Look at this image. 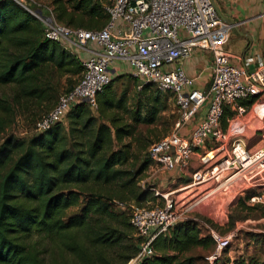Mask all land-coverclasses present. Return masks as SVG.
<instances>
[{"label": "trees", "instance_id": "trees-1", "mask_svg": "<svg viewBox=\"0 0 264 264\" xmlns=\"http://www.w3.org/2000/svg\"><path fill=\"white\" fill-rule=\"evenodd\" d=\"M49 2L55 18L65 25L99 29L108 21L105 7L110 0ZM81 72L78 54L45 38L41 22L31 12L13 0H0V87L8 85L12 93L9 97L0 94L1 131L15 105L23 107L31 99L38 103L50 98L53 73L80 77ZM116 79L110 78L97 95L95 110L85 102L71 106L64 116L66 126L60 120L27 137L3 135L0 264H126L140 250V238L134 236L129 215L119 206L141 205L149 194L155 198L154 184H138L152 161L146 153L147 160L136 170L132 168V144L126 139L134 138L138 124L154 123L166 105L157 89L159 92L147 95L144 103L129 109L112 92ZM151 85L146 83L141 88L145 91ZM256 98L251 96L239 104L249 109ZM232 115L233 111L225 107L223 129ZM262 119L264 123V111ZM245 193L237 198L234 211L261 207L260 203L246 205L254 191ZM229 218L228 228H232L235 219L233 215ZM200 227L196 219L176 222L152 240L154 253L134 264H193L197 257L185 252L214 244ZM43 235L56 244L50 260L44 256L47 245L38 241ZM117 246L123 251L115 253ZM237 262L264 264L254 259Z\"/></svg>", "mask_w": 264, "mask_h": 264}, {"label": "built area", "instance_id": "built-area-1", "mask_svg": "<svg viewBox=\"0 0 264 264\" xmlns=\"http://www.w3.org/2000/svg\"><path fill=\"white\" fill-rule=\"evenodd\" d=\"M13 1L41 22L45 38L77 53L82 65L73 87L36 121L37 131L62 120L75 103L85 102L95 110L97 95L110 82L107 68L113 60L120 59L132 67L131 76L138 88L151 83L171 93L179 113L174 130L147 149L153 166L183 171L195 152L213 144L199 154L200 166L184 186L166 193L152 188L155 200H148L146 205H130L129 221L140 238L141 248L129 264L153 254L151 242L156 236L189 218V213L216 195H231L234 199L250 189L254 194L249 202H264V144L247 148L235 140L230 148L226 147L229 137H239L247 129L239 117L248 109L239 101L256 96V102L264 96V62L258 55L243 58L242 64L230 62L222 44L232 24L222 18L217 0H110L105 7L108 21L99 29L65 25L55 18L51 5L37 0ZM195 48L211 53L209 87L187 91L192 79L180 63ZM225 107L233 115L223 129ZM197 118L191 128H186ZM220 152L223 155L216 158ZM196 220L207 227L205 221ZM206 229L215 248L210 259L217 260L231 234Z\"/></svg>", "mask_w": 264, "mask_h": 264}, {"label": "rangeland", "instance_id": "rangeland-1", "mask_svg": "<svg viewBox=\"0 0 264 264\" xmlns=\"http://www.w3.org/2000/svg\"><path fill=\"white\" fill-rule=\"evenodd\" d=\"M42 5H51L49 0H37ZM35 9V8H34ZM79 76H58L53 73L50 78L52 90L50 98L42 100L37 103V100L31 99L26 106L15 105L13 113L8 122L5 125L4 130H0V141L5 133H13L18 137H27L37 131L36 121L50 108L57 103L59 97L67 88L70 87L71 82H75ZM112 92L115 98H122L124 104L129 109H135L138 103H144L145 98L149 94H155L159 92L154 85L148 86V89L143 91L142 88L137 87L136 81L133 77L120 76L112 84ZM162 101L166 107L161 111L154 123L145 124L141 123L136 126V134L134 138H127L132 144V168L135 170L147 160V149L154 141L169 135L174 130V124L179 117L177 107L174 99L169 92H159ZM0 94L6 97L11 96V88L6 85L0 87ZM140 100V101H139ZM139 101V102H137ZM230 109V108H229ZM143 113L145 108L142 106ZM231 110V109H230ZM232 111V110H231ZM264 111V103L262 105L261 98L259 101L247 110V113L241 117V122L247 126V129L239 137H229L226 141V147L230 148L235 140H240L241 143L247 148H256L264 144V123L263 119H259V115H262ZM230 118V117H229ZM227 118V119H229ZM226 119V121H227ZM62 123L66 126V120L63 118ZM227 126V124H226ZM189 124L186 125V128ZM210 145L206 144L205 149H199L197 154H203ZM223 153H219L216 158H220ZM195 157V158H194ZM198 155L192 156L191 162L187 169L183 171H165L155 166L153 163H148L147 168L139 176L138 184L142 185L154 184L155 189L161 193H166L171 190L184 186V183H179L183 179L191 178L192 172L200 166V162H196ZM184 177V178H182ZM143 181V183H142ZM238 195L234 199L230 196L219 197L214 196V200H207L200 204L196 209L189 213L191 219H206L204 222L207 227L219 232L222 235L231 234V239L227 247L220 253L217 261L210 259V254L214 251V244L212 247H196L190 251L185 252V255H191L197 257L193 264H239L237 261H243L247 263L250 259L264 262V202H261V207L245 209H237L236 200L239 197H244L246 193ZM148 200L152 199V194H149L147 200L141 205H146ZM133 203V202H132ZM135 204V203H134ZM255 203H251L248 200L246 205L250 206ZM121 210L125 211L126 215L130 213V207L119 206ZM230 215L234 216L235 222L232 228H228V222ZM206 227V228H207ZM203 225L200 227L201 233H209ZM134 236H137L136 234ZM42 239L38 240L45 247L47 245L48 252L44 254L46 260L52 258V249H55V242L45 235L39 236ZM36 238V236H35ZM115 253H120L123 248L117 246L114 250ZM135 257V256H134ZM133 257V258H134ZM116 261H120L118 255L115 256ZM131 260V259H130ZM130 260L128 261L129 264Z\"/></svg>", "mask_w": 264, "mask_h": 264}, {"label": "crops", "instance_id": "crops-1", "mask_svg": "<svg viewBox=\"0 0 264 264\" xmlns=\"http://www.w3.org/2000/svg\"><path fill=\"white\" fill-rule=\"evenodd\" d=\"M217 5L222 18L232 24L222 44V48L230 55V62L242 64L243 58L254 55L260 56L264 62V0H217ZM211 60L209 51L195 48L189 57L181 61L185 74L192 79L191 85L186 88L187 91L209 87ZM131 71L130 64L120 59L113 60L107 68L110 78L131 75ZM261 103L263 105L264 96L261 97ZM197 121L198 118L192 121L188 128ZM194 155L199 156L197 152Z\"/></svg>", "mask_w": 264, "mask_h": 264}, {"label": "water", "instance_id": "water-1", "mask_svg": "<svg viewBox=\"0 0 264 264\" xmlns=\"http://www.w3.org/2000/svg\"><path fill=\"white\" fill-rule=\"evenodd\" d=\"M75 104H77V103H75ZM170 153L173 154V149H171Z\"/></svg>", "mask_w": 264, "mask_h": 264}]
</instances>
